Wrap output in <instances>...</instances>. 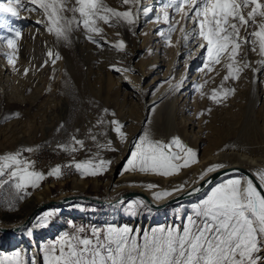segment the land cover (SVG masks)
I'll return each mask as SVG.
<instances>
[{
  "label": "rangeland",
  "instance_id": "rangeland-1",
  "mask_svg": "<svg viewBox=\"0 0 264 264\" xmlns=\"http://www.w3.org/2000/svg\"><path fill=\"white\" fill-rule=\"evenodd\" d=\"M104 2L118 11L129 8L135 11L133 5H124L122 0ZM166 2L167 0H142V7H149L151 11L147 16L141 11L138 24L131 27L124 22L117 23L115 19L110 24L98 22L103 31L97 39L101 40L102 47L86 38L82 25L73 27L69 33V41L65 42L57 40L54 34L49 33L46 24L37 23L44 19L42 12L23 10L21 16L27 17L26 19L0 13V17L6 18L13 27H20L22 30V36L17 41L15 70L7 62L6 53L11 50L6 43L0 42V155L21 151L22 157L32 162L34 170L45 173V179L40 182L39 187L28 189L29 194L23 200L17 198L18 194L12 182L0 185L1 222H14L20 216L19 213L32 206L34 194L38 191L44 190L48 198H56L60 192L69 193L74 177L86 182L84 193L101 199L107 195L114 197L124 186L130 184L148 189L146 185L153 183L158 186L154 190H170L187 182L186 186L195 181L207 166L232 161L240 155L257 161L255 171L264 169V69L256 73L252 71V68L258 67L256 61L261 59L258 46L257 52L251 51L250 45L245 46L249 67L236 80H223L227 74L223 57L222 63L214 65L211 72H200L198 69L203 64L206 49H199V41L184 47L179 31L183 24L180 14L169 10L174 22L180 21L170 35V43L166 42L168 38L159 34L167 25L162 17L159 21H156V17L160 15ZM72 4L74 0H69L68 6ZM25 5L31 7L27 0ZM64 15L70 18L72 14L65 12ZM0 35H7L6 27H0ZM241 35H244L243 30ZM119 39L125 41L124 51L110 46ZM21 46L24 47L23 51L19 50ZM49 50L53 54L67 53L75 58V73L80 87L78 97L81 103L71 110L68 109L70 101L62 87V82L66 79H63L59 70L61 59H56L55 64H51V61L45 63V57H38L39 54H47ZM112 65L132 71L117 73L110 69ZM25 68L29 70L27 74L24 72ZM184 69L183 77L188 78L185 85L191 81L192 84L177 95L168 120L163 115L160 116V112L153 114L152 118L148 117L149 109L155 104L146 108L147 104L146 115H143L144 103H148L155 91L163 87L162 83L166 84L175 79ZM152 71L155 72L150 76ZM156 73L165 76L152 86L150 81ZM194 85L203 87L196 91ZM221 87L232 88L234 92L222 103L216 104L209 97L212 89L219 90ZM5 101L12 105L7 108L11 111L6 110ZM15 113L19 115H14ZM246 118L253 129L248 138L240 140L238 135ZM113 119L124 125L122 131L126 138L123 141L112 130L110 121ZM98 121L103 123L98 124ZM146 130L152 139L163 142L179 137L184 144L197 151V162L169 177L123 171L133 142ZM72 136L82 140L83 147L73 144ZM92 136L96 137L95 141L91 139ZM108 142H111V149ZM63 144L69 145V148L75 147L76 151L59 147ZM26 148H32L33 151H23ZM100 159L110 163L106 171L97 176L82 177L75 171L74 166L67 167L87 160L98 163ZM57 165L62 167L64 175L61 178L48 177L47 172ZM125 174L128 179L123 177ZM234 177L238 176H225L216 183ZM3 179L7 180L8 177ZM197 197L195 202L203 198V195ZM51 202L28 216L22 223V228L31 227L40 212L58 208ZM75 202L77 201L69 203L66 212L58 213L47 228L36 229L31 236L27 233L18 235L17 228H0V261L11 264L19 252L27 264H32L33 261L35 264H42L41 246L47 247L62 232L72 233L74 228L69 225V221L74 222L76 227L83 225L86 228H103L108 224L129 225L139 229L141 236L144 231L151 232V229L158 226L182 223L181 219L176 218L177 213L171 214L169 220L165 215L162 216L169 207L179 205L178 203L161 210L142 208L137 215L131 216L127 212L126 204L121 210H117L110 205H96L89 201L80 204L81 207L75 211ZM190 205L181 207L182 217H186L191 211ZM17 235L20 236L18 244H21L16 247L12 244V239Z\"/></svg>",
  "mask_w": 264,
  "mask_h": 264
},
{
  "label": "snow or ice",
  "instance_id": "snow-or-ice-1",
  "mask_svg": "<svg viewBox=\"0 0 264 264\" xmlns=\"http://www.w3.org/2000/svg\"><path fill=\"white\" fill-rule=\"evenodd\" d=\"M27 3L31 7H26L25 0H0V13L26 19L27 17L21 16L23 10L42 12L44 19L37 23L46 24L49 33L65 42L69 41V33L73 27L82 25L86 38L98 47L103 46L101 40L97 39L103 31L98 22L110 24L115 19L117 23L124 22L131 27L138 23L141 11L145 16L151 11L149 7H142V0H122L124 5H133L135 11L132 8L118 11L109 7L104 0H74L70 7L69 0H27ZM169 10L180 14L183 20L179 31L184 47L199 41V49H206L203 64L198 71L211 72L214 65L222 63L223 57V66L227 69L223 80H236L249 67L245 50L247 45L251 46L253 52H257L258 46V55L261 57L256 61L258 67L252 68V71L256 73L264 69V0H167L160 15L156 17V21L162 17L167 25L159 33L168 38L167 43H170L171 33L180 24V21L174 22ZM65 12H70L71 17L65 16ZM0 27H6L7 35H0V42L6 43L11 50L6 53L7 62L15 70L17 41L22 36V30L20 27H13L4 17H0ZM253 28L254 30H249ZM242 30L244 35H241ZM110 46L124 51L126 44L123 39H119ZM47 55L53 64L60 58L59 53L53 54L51 50ZM110 69L117 73L132 71L115 65L110 66ZM28 71L27 68L24 69L25 74ZM184 79L185 77H181L172 87L179 91ZM202 87L203 85H194L196 91H200ZM233 92L232 88H214L209 99L220 104ZM112 115L115 116V113ZM102 123L103 121H98V124ZM110 124L123 141L126 138L122 131L124 125L117 119L110 121ZM59 130L58 128L57 131ZM91 139L95 141L96 137L92 136ZM71 141L83 147L84 142L75 136L71 137ZM59 147L76 151L75 147L69 148L67 144ZM108 147L111 149V142H108ZM23 151L32 152L33 149L26 148ZM197 157V151L184 144L179 137L163 142L152 139L146 130L133 142L123 171L169 177L195 164ZM109 163L103 159L98 163L87 160L67 167L74 166L82 177L97 176L106 171ZM222 168V163H213L199 173L198 179L204 181L209 173ZM233 172H238V169H233ZM63 175L60 165L51 167L47 172L48 177L61 178ZM254 175L260 181L259 186L248 177H234L218 182L211 186L203 198L190 205L191 211L186 217H182L181 208H177L176 218L182 220L181 224L158 226L151 229V232L144 231L142 236L139 229L129 225L108 224L103 228H86L83 225L76 227L74 222L69 221V225L74 228L72 233L62 232L47 247L41 246L42 264H264V169L256 170ZM5 176L8 177L7 180L3 179ZM44 179L45 173L34 170L32 162L22 157L21 151L0 155V185L12 182L19 200L29 194L28 189L38 188ZM185 183L170 190L153 191L152 197L159 201L174 193L183 192ZM195 183L196 181L192 182L193 185ZM208 183L211 184V181ZM146 187L158 188L153 183H148ZM189 187L188 195L201 191V187ZM125 204L131 216L137 215L139 209L146 207V201L142 198L120 202L121 207ZM59 211L58 208L49 209L36 216L32 226L25 229L27 235L31 236L36 229L47 228ZM0 264L5 262L0 261ZM11 264H27V261L17 252Z\"/></svg>",
  "mask_w": 264,
  "mask_h": 264
},
{
  "label": "bare ground",
  "instance_id": "bare-ground-1",
  "mask_svg": "<svg viewBox=\"0 0 264 264\" xmlns=\"http://www.w3.org/2000/svg\"><path fill=\"white\" fill-rule=\"evenodd\" d=\"M159 26H161V24ZM19 50L23 51L24 47L21 46ZM59 54H61V53H59ZM59 56L61 59L59 70L63 76V79L64 80L66 79V81L62 82V87H63V90H65L64 92L70 101V104H68V109L71 110V108H75V106H77L81 103V100L79 99L80 97H78V92L80 90V87L78 85V81H77L76 73H75V64H76L75 60H74L75 58H73V56H71L67 53L59 55ZM38 57H41V58L45 57L46 61H48V62L51 61V59L45 53L39 54ZM53 58H55V55L53 56ZM49 63L52 64V62H49ZM154 72L155 71H152L150 73V76ZM184 72H185V69L181 73H179V75L175 79L168 81V83H166V84L162 83L163 87L161 89H159L158 91H155V93L149 99V102L144 103V105L142 106V114L143 115L145 114V111L147 110L146 108L155 104L151 109H149L148 117L152 118L153 114H155V113L159 114V112H160L159 115L160 116L163 115L165 117V120H168V117L171 116L172 111H173V103H174L175 98L177 97V95L181 91H186L189 88L188 86L190 84H192V81H191L187 86L185 85L186 84L185 82L188 81L187 76H185L182 87L180 88L179 91H176L172 87V85H175L177 82H179L181 80V77H183ZM153 75L154 76L152 77V79L150 81V84L152 86L158 84V82L160 80L164 79V76H165V74L160 75L159 73H156ZM199 75H198V77H199ZM172 82H174V84L171 85ZM167 88H168V90H167ZM253 93H254V90H253ZM168 100H171V101L168 102ZM147 104H148V106H147ZM5 105H6V110H9L7 108H10L12 106L7 101H5ZM145 106H147V107L145 108ZM9 111H11V110H9ZM9 111H4V112L8 113ZM252 129H253V127L251 125V122L248 120V118H246V120L244 121V125L242 126L241 132L238 135V139L242 140V139L248 138L250 136ZM222 164L224 165V168L219 169L213 173H209L204 181H200L197 178L195 180L196 183L194 185L192 183H190V184L185 186V191L174 193L172 196L166 197L165 199H162L159 201L154 200L152 197V192L156 191V190H154V189L148 190V189H145V188H143L139 185H135V184H130V185L124 186L114 197H110V196L108 197V195H107V197H103L100 199L98 197L90 196V195L84 193V188L86 187V182L83 181L81 178L79 179V178L74 177L71 180V189H70L69 193L60 192L58 197L48 198V196L46 195V192L44 190L36 192L34 194V197H33L32 206L30 208L28 207L29 209L26 210L25 212L19 213L18 215H20V216L17 217L14 220V222H12V223H4V222L0 221V228H8V229L9 228H13V229L17 228L19 231L18 235H21L22 233L23 234L26 233L25 232L26 228L25 229L22 228V223L28 218V216H31V214L35 213L36 211L38 212L40 208L42 209V207L46 206L51 201L54 202V205L56 204L58 206V209H60L59 213L66 212L69 208V203L70 202L72 203V201L73 202L77 201L74 204L79 205V206H81L80 204H82V203L85 204V203L91 201L93 204L96 203V205L97 204H105L107 206L110 205L111 207L116 208L117 210H121L120 202H122L124 198H130L132 200L137 199V198H142L146 201V207L145 208H147V209L150 208L151 210H161V209L169 206L170 204L178 203L179 205L169 207L166 210V213H164L162 215V216L165 215L167 220H169V216L171 214L177 213V208L186 207L189 204L194 203L198 198L197 196H200V195L204 196L207 191H210L211 186L215 185L214 183H216L218 180L222 179L225 176L227 177V176L236 175L238 177H248L250 179H252V177H253L260 184L258 177L254 175L255 167L258 166L257 165L258 163L254 158L246 157L244 155H240V156H237L232 161H226V162H223ZM236 168L247 169L250 172V174H252V177L248 176L246 174L240 173V172H233V169H236ZM230 170L232 172L222 173L220 176L215 177L212 180L214 173L219 172V171L225 172V171H230ZM123 177L128 179V177H126V174ZM208 181H211V184H209ZM125 182L126 181H124V183ZM189 185H192L195 187H201V191L199 193L194 194V195H188L187 192L190 191ZM130 192L133 193V195L126 197V194H129ZM81 199H83V200H81ZM50 204H52V202ZM53 208H55V207H53ZM75 208H76L75 209V211H76L78 207H75ZM181 210H182V208H181ZM117 212H119V211H117ZM42 213L43 212H40V214H42ZM120 214H121V212H120ZM150 224H152V223H150ZM18 235H17V237L12 239V244L15 245L16 247L19 246V244H21V243L18 244V240L20 237V236L18 237ZM17 250L21 251V248H18Z\"/></svg>",
  "mask_w": 264,
  "mask_h": 264
},
{
  "label": "water",
  "instance_id": "water-1",
  "mask_svg": "<svg viewBox=\"0 0 264 264\" xmlns=\"http://www.w3.org/2000/svg\"><path fill=\"white\" fill-rule=\"evenodd\" d=\"M236 169H238V172L246 174V175L252 177V174H250V172L247 169H245V168H236ZM228 172H232V171L230 170V171H225V172L224 171L223 172L222 171L216 172V173H214L212 180L215 177L220 176L222 173H228ZM252 179H253L254 183L257 184V186H259V182L257 180H255L253 177H252ZM262 191H264V190H262ZM132 195H133V193L130 192L129 194H126V197H129V196H132Z\"/></svg>",
  "mask_w": 264,
  "mask_h": 264
}]
</instances>
